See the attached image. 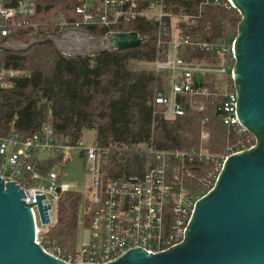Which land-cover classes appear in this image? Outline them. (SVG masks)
Segmentation results:
<instances>
[{
    "label": "trees",
    "instance_id": "16d2710c",
    "mask_svg": "<svg viewBox=\"0 0 264 264\" xmlns=\"http://www.w3.org/2000/svg\"><path fill=\"white\" fill-rule=\"evenodd\" d=\"M215 1L165 0L167 12L181 15L171 24V34L178 32L207 41L231 34L234 39L241 14L228 0ZM36 3L37 13L32 22L40 23L14 29L13 37L46 36L74 27L60 21L75 18L78 0ZM113 28L136 31L144 40L134 48L101 49L75 56L64 54L51 39L31 42L21 49H4L3 61L9 76L0 88V136L13 132L32 134L50 123L56 137L74 144L86 130H93L94 142L109 148L102 166L105 179L143 175L153 163L151 149L186 150L203 142L206 151L221 155L230 146L241 143L248 147L255 143L250 132L239 134L224 125L214 106L208 105L205 112L192 110L188 97L184 101V115H166V106L157 104L155 95L167 88L169 72L153 66L130 67L131 61L153 65L164 57L165 47L157 41L158 24L140 19ZM81 29L98 36H105L110 30L103 26ZM182 55L190 61L218 62V57L205 52L184 50ZM205 115L210 116V121L202 124ZM203 125L207 129L204 139ZM41 163L40 168L47 172L64 162L49 155ZM211 168V164L203 162L193 167L197 178L189 184L194 191L202 190L198 178L206 177ZM80 200L81 194L71 188L62 193L58 220L46 232L47 240L66 249L76 247ZM85 218L89 223L86 214Z\"/></svg>",
    "mask_w": 264,
    "mask_h": 264
},
{
    "label": "built area",
    "instance_id": "2783aa9c",
    "mask_svg": "<svg viewBox=\"0 0 264 264\" xmlns=\"http://www.w3.org/2000/svg\"><path fill=\"white\" fill-rule=\"evenodd\" d=\"M11 1L0 0V88L9 76L3 50L18 39L12 36V31L39 23L32 22L37 13L36 0H16L9 5ZM74 11V19H61L60 23L74 27L103 26L110 29L105 35L108 39L109 33L125 32L113 27L140 19L155 21L159 29L158 45L165 48L164 57L154 62V68L169 72L168 86L157 91L155 102L166 106V115L181 116L188 97L192 110L205 112L208 105L214 106L224 125L239 134L247 131L237 113L234 39L207 41L178 32L173 36L171 24L181 15L167 12L165 0H92L91 4L78 0ZM184 50L205 52L218 57V62L190 61L182 55ZM209 121L210 116L205 115L202 124ZM206 136L203 125L201 138ZM202 143L186 150L151 149L153 163L143 175L105 179L102 166L109 148L96 142L88 148L82 139L66 144L47 123L32 134L13 132L0 136V178L17 183L25 192V201L33 204L35 241L46 252L73 264H105L134 247L157 253L181 242L196 201L212 189L227 157L254 145L246 147L239 143L230 146L226 153L215 155L206 151ZM76 150L84 156L91 177L90 197L85 205L88 237L80 247L66 249L47 240L45 234L58 220L59 200L68 186L60 182L56 172H44L40 165L42 158L49 155L66 163ZM202 162L212 168L206 177L198 178L202 190L196 192L189 183L197 178L193 167ZM40 196L47 208V223L43 222L37 204Z\"/></svg>",
    "mask_w": 264,
    "mask_h": 264
},
{
    "label": "water",
    "instance_id": "95a60500",
    "mask_svg": "<svg viewBox=\"0 0 264 264\" xmlns=\"http://www.w3.org/2000/svg\"><path fill=\"white\" fill-rule=\"evenodd\" d=\"M230 3L242 16L234 37L237 113L255 143L227 157L212 189L196 201L181 242L157 253L134 247L105 264H264V0ZM108 37L113 49L143 42L136 31ZM32 206L17 183L0 178V264H73L35 241Z\"/></svg>",
    "mask_w": 264,
    "mask_h": 264
},
{
    "label": "rangeland",
    "instance_id": "374dc122",
    "mask_svg": "<svg viewBox=\"0 0 264 264\" xmlns=\"http://www.w3.org/2000/svg\"><path fill=\"white\" fill-rule=\"evenodd\" d=\"M87 3L91 4L92 0H87ZM81 27L63 29L58 33H52L46 36L38 35L13 39L8 48L21 49L27 47V45L31 42L51 39L54 41L56 46L66 55H88L101 49H111L110 41L106 36L90 34L85 30H82ZM232 39L233 37L231 34L227 36L228 42H230ZM152 66L154 67V63L153 65H151L137 61L130 62V67L133 68H151ZM81 139L85 147H92L95 143L94 131L86 130ZM227 150L225 151V153L227 152ZM52 168V171L56 172L60 176L61 183H65L68 188H71L81 194V200L79 202V219L76 239V247H80L88 237L89 227V224L86 222L85 218V205L88 198L90 197L89 195L91 177L86 169L85 158L80 153V150H76L72 159H70L66 163H63L62 166L56 164ZM38 224L39 226H41V223L39 221Z\"/></svg>",
    "mask_w": 264,
    "mask_h": 264
}]
</instances>
